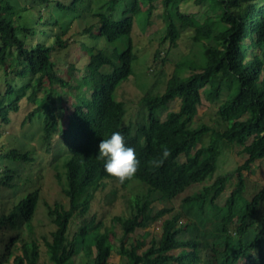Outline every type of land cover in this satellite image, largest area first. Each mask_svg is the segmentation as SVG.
I'll list each match as a JSON object with an SVG mask.
<instances>
[{"label":"trees","instance_id":"1","mask_svg":"<svg viewBox=\"0 0 264 264\" xmlns=\"http://www.w3.org/2000/svg\"><path fill=\"white\" fill-rule=\"evenodd\" d=\"M36 1L43 9L56 4L67 13L92 10L87 0H73L71 5L59 0ZM153 1L107 0L94 15L98 26L86 28L83 34L111 46L124 40L122 48L107 55L84 42L89 60L83 70L77 63L68 65L66 79L59 66L67 62L64 57L71 43L51 30L58 25L52 15L48 12L45 19L39 9L35 18L29 17V25L36 21L34 30L26 27L24 14L35 6L16 9L11 1L0 0V77L5 84L0 91V138L4 137L2 129L11 123V113H18L25 99L35 107L24 126L40 121L47 153L65 162V176L59 175V181L68 205L47 206L55 228L50 237L42 236L48 260L51 264H108L112 235L104 215L93 211L94 205L99 198L113 205L121 191L133 186L140 193L124 196L130 216L111 219L123 230L119 264H264V186H251L243 175L264 160V0H197L208 3L213 13L204 22L179 10L178 5L187 0H163L170 47L178 46L181 30L192 29L193 42L203 46V59L177 64L164 92H150L141 99V121L126 124L127 105L118 101L115 93L134 75L138 60L132 42L134 22L143 8L146 16L151 15L148 5ZM121 5L123 16L117 20L114 13ZM51 35H57L54 44L41 40ZM56 51L60 55L54 60ZM185 69L190 75H183ZM204 98L216 108L215 126H195ZM176 100L181 101L180 110L169 112L163 120V113ZM117 131L140 160L134 179L122 185L106 173L105 161L97 158L100 140ZM161 146H167L171 155L156 169L148 162L159 158ZM3 148L0 264H40L42 245L33 225L40 190L15 203L12 195L6 200L2 193L5 188L13 191L18 187V172L10 166L2 169L3 163L32 165L34 159L30 152H6ZM231 149H239L246 162L234 172L217 176L221 156ZM182 156L185 162L180 161ZM216 176L214 184L187 196L181 210L154 211L153 194L173 202ZM230 184L234 188L226 204L216 206ZM159 222L164 232L161 241L152 240L146 248L149 234L145 233L130 242L137 230Z\"/></svg>","mask_w":264,"mask_h":264},{"label":"rangeland","instance_id":"2","mask_svg":"<svg viewBox=\"0 0 264 264\" xmlns=\"http://www.w3.org/2000/svg\"><path fill=\"white\" fill-rule=\"evenodd\" d=\"M7 1H11L16 9L35 6L31 12H25L24 14L26 27L30 26L33 29L35 28L34 30H37L36 21L34 20L32 25H29L27 22L29 17L32 16L35 18L39 9L44 11L45 19L48 17V12L52 15V18L58 23V25L52 27L51 30H55L62 38L69 39L71 43V47L67 51V56L66 58L64 57V60L67 62L62 63L59 66L61 76L66 79H68V65L77 63L79 68L83 70L85 64H87L89 60L88 55L82 46L84 42L87 43L89 47H94L96 52L102 50L107 55H110L113 52V49L122 48L123 46L124 40L119 41L115 46H111L106 44L103 40L94 41L89 34H83V31L86 28H90L93 25L98 26V22L94 15L101 11V8L106 4L107 0H87V2L90 3L92 10L89 8L90 10L88 9L86 13L79 12V14L72 12L67 13L64 10L59 9L56 4H52L47 9H43L41 6L37 5L36 0ZM59 1L63 5H71V2H73V0ZM163 6V0H154L148 5V8H152L151 15L146 16L148 15V12L143 8V14L136 17L134 22L135 26L132 34V42L134 50L138 54V60L134 65V75L127 81L122 82L115 93V98L127 105L128 115L125 121L126 124H135L141 121L144 113L141 99L150 92L153 94L164 92L166 84L177 64L185 60L199 62L203 59V46L193 42L192 36L194 35V31L192 29H180L181 36L178 41V46L175 48L170 47V42L166 39V11ZM80 8H83V6ZM178 8L183 14L194 16L200 22H204L209 16H213V13L209 10V4H199L197 0L181 2L178 5ZM123 12L124 6L121 5L114 13L115 18L117 20L122 18ZM45 22L46 20L44 23ZM56 37L57 35H51L47 38L42 37L41 40L48 45H52L56 41ZM59 55V52L56 51L53 54V59H57ZM190 73L191 71L189 69L183 71L184 76H188ZM54 87L65 95V90L61 89L59 85L56 84ZM4 88V77L1 76L0 91ZM180 106V100H176L169 104L167 110L162 115V119L165 120L169 112L179 111ZM34 107V105L26 102L24 99L20 103V111L18 113H11V123L2 129L4 137L0 138V147L4 146V151L10 152L11 150H17L24 154L30 152L34 159L32 165L27 162L12 163L10 161H5L3 163L2 169L10 166L13 170L18 172L15 180V183H18V187L13 191H10L9 188H5L2 193L3 198L6 200L12 195V200L15 203L31 191H34L35 189L40 190V200L33 225L35 227V237L42 245L40 264H51L46 254V248L42 236L46 235L50 237L51 232L55 229L48 217L47 206H53L56 203H62L66 206L68 205V200L63 194L62 186L59 181V175H62L63 178L65 176V162L61 157L54 159V156L47 153L46 146L42 140L41 128L43 125L40 121L35 120V122L27 123L24 126L23 122L26 116ZM57 107H60V103H57ZM62 114V110H59L58 116L60 118L62 117ZM216 122V108L204 98L203 104L200 106L198 115L195 118V126L200 124L215 126ZM204 141L205 143H208L210 139L206 138ZM238 150L239 149L225 150L219 162L217 176L234 172L246 162L247 157L241 156ZM180 161L185 162L186 158L182 156ZM243 175L251 186H254L255 184L264 186V160L256 162L252 170L244 171ZM217 176L207 184L192 187L184 195L175 199L173 202H168L161 199L158 194H153L152 200L154 211L159 212L164 209H174L176 211L181 210L183 200L187 196L203 190L206 185L214 184ZM237 180L238 178H236L234 182H237ZM233 188L234 185L230 184L228 189L216 201V206L223 207L226 204L231 196ZM110 190L111 188L109 187L103 196L107 195ZM137 193H140V190L131 186L127 191L125 190L119 193V197L113 205L104 201L102 198H99L94 205L93 211L99 212L100 216L104 215V219L106 223H108L112 235V255L108 264H119L121 262L119 249L123 237L122 227L113 224L111 219L116 215L129 217L130 211L125 206L124 196L129 198L135 196ZM120 197H123V199ZM145 233L149 234L148 246L146 248L150 247L152 240L161 241L164 238L162 222L151 225L143 230H137L135 235L131 237L130 242L141 239ZM179 253V251L173 252V254Z\"/></svg>","mask_w":264,"mask_h":264},{"label":"clouds","instance_id":"3","mask_svg":"<svg viewBox=\"0 0 264 264\" xmlns=\"http://www.w3.org/2000/svg\"><path fill=\"white\" fill-rule=\"evenodd\" d=\"M170 155V149L161 146L159 158H154L148 163L158 169ZM97 158L105 161L104 170L121 185L133 180L140 168L135 149L126 146L124 136L118 131L113 132L110 138L100 140Z\"/></svg>","mask_w":264,"mask_h":264}]
</instances>
